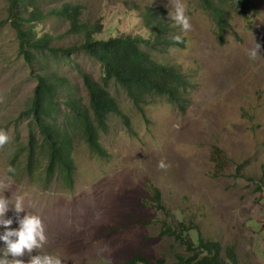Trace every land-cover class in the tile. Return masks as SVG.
Returning <instances> with one entry per match:
<instances>
[{
	"label": "rangeland",
	"instance_id": "obj_1",
	"mask_svg": "<svg viewBox=\"0 0 264 264\" xmlns=\"http://www.w3.org/2000/svg\"><path fill=\"white\" fill-rule=\"evenodd\" d=\"M72 1L82 5L83 21L102 25L99 39L150 38L141 15L148 8L164 10L174 37L185 46L172 45L153 56L184 72L192 86L184 111L156 94L142 103L143 114L116 81L104 82V68L85 52L48 54L49 71L66 78L72 96L89 104L79 71L91 74L116 98L131 128L110 115L109 130L100 136L107 157L96 154L80 133L74 136L72 187L62 172L51 181L43 177L49 151L41 147L39 131V170L26 169L22 152L12 175L11 158L28 140L31 120L23 113L38 84L39 65L32 69L20 55L8 20L11 1L0 0V130L10 138L0 148V196L24 197L25 210L41 217L47 242L30 255H57L64 264H127L139 253L153 264L162 258L176 264V253L187 252L186 246L163 229L185 220L196 223L204 238L219 241L225 259L226 247L233 246L237 264H264V0H254L258 13L251 25L233 10L223 40L201 0H184L192 24L188 32L168 16L175 0ZM41 28L55 36L57 47L80 42L66 33L64 19L51 18ZM254 39L260 55L250 58ZM216 150L223 152L220 162ZM6 218L18 228L13 211ZM4 230L0 226V234ZM30 255L19 259L27 264Z\"/></svg>",
	"mask_w": 264,
	"mask_h": 264
},
{
	"label": "trees",
	"instance_id": "obj_2",
	"mask_svg": "<svg viewBox=\"0 0 264 264\" xmlns=\"http://www.w3.org/2000/svg\"><path fill=\"white\" fill-rule=\"evenodd\" d=\"M8 20H11L19 41L18 51L25 62L35 69L38 84L31 99L30 107L23 114L30 118L26 146L14 152L11 167L17 166L19 156L25 152L26 169L31 173L39 170L36 147L39 146L37 132L43 136L41 147L49 151L48 167L44 178L51 181L62 172L65 183L72 187L76 166L74 162V136L82 135L91 149L101 157H107L100 136L109 130V117L120 116L128 128L130 118L124 114L114 96L94 77L79 71L89 93V104L70 94L68 81L60 74L49 71L46 56L60 57L76 51L85 52L99 62L105 71L104 82L116 81L125 89L135 106L145 114L142 107L148 96H167L169 103L184 111L189 101L192 80L176 66L159 62L154 52L184 42H177L174 31L166 22L164 10L146 9L141 17L143 28L150 31V38L142 35L123 34L108 39L96 38L102 32V25L90 24L82 20V5L72 0H10ZM203 7L213 14L217 36L224 39L230 28L231 14L237 11L251 22L258 10L254 0H201ZM54 3L51 9L48 7ZM51 18L64 19L68 23L67 34L78 37L80 42L68 48L54 45L55 36L41 26ZM4 23H0V29ZM40 25V27H39ZM39 27V28H38ZM44 55V56H43ZM42 56V57H41ZM147 119V117H146ZM223 152L215 151L216 162H220ZM14 172H11L13 175ZM158 199L161 191L157 189ZM163 208V207H162ZM180 220L177 224L166 223L164 232L174 235L186 246L185 253H176V264H237L235 247L227 246V259L222 255L219 241L202 236L196 223L187 224ZM153 264L146 255L136 253L127 264ZM157 264H168L165 258Z\"/></svg>",
	"mask_w": 264,
	"mask_h": 264
},
{
	"label": "clouds",
	"instance_id": "obj_3",
	"mask_svg": "<svg viewBox=\"0 0 264 264\" xmlns=\"http://www.w3.org/2000/svg\"><path fill=\"white\" fill-rule=\"evenodd\" d=\"M187 5L184 0H175L172 5V10H169V18L181 27V31L188 32L192 30L191 18L186 14ZM254 38V37H253ZM174 39L180 42V37ZM255 41V39H254ZM260 43H254V47L249 49L248 55L250 58H256L260 55ZM9 136L6 131L0 130V148H3L9 142ZM165 167L163 162L159 165ZM9 172H14L13 168L8 169ZM24 197L17 196L15 200L12 197L8 198L0 196V226L5 229L0 234V241L5 245L0 248V264H25L23 257L26 253L31 254L34 250L43 247L47 242L45 235V226L40 216L32 214L25 210ZM13 211L16 216L18 228H12L14 223L12 218H6L9 211ZM20 213H25L23 217ZM11 257V258H9ZM27 264H64L61 257L53 254H38L30 255Z\"/></svg>",
	"mask_w": 264,
	"mask_h": 264
}]
</instances>
